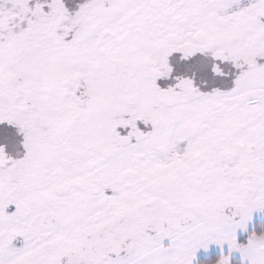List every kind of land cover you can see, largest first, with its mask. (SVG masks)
I'll list each match as a JSON object with an SVG mask.
<instances>
[{"label":"snow or ice","instance_id":"snow-or-ice-1","mask_svg":"<svg viewBox=\"0 0 264 264\" xmlns=\"http://www.w3.org/2000/svg\"><path fill=\"white\" fill-rule=\"evenodd\" d=\"M0 264H264V0H0Z\"/></svg>","mask_w":264,"mask_h":264}]
</instances>
